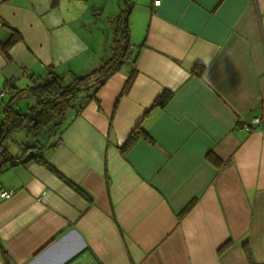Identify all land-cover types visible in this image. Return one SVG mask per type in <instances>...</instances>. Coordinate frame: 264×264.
Masks as SVG:
<instances>
[{
  "label": "crops",
  "instance_id": "obj_1",
  "mask_svg": "<svg viewBox=\"0 0 264 264\" xmlns=\"http://www.w3.org/2000/svg\"><path fill=\"white\" fill-rule=\"evenodd\" d=\"M124 2L134 80L119 96L121 65L35 150L79 191L32 159L0 170V264H264V0ZM103 13L0 0V42L21 36L0 50L1 117L33 79L95 69ZM137 125L149 139L121 152Z\"/></svg>",
  "mask_w": 264,
  "mask_h": 264
},
{
  "label": "trees",
  "instance_id": "obj_2",
  "mask_svg": "<svg viewBox=\"0 0 264 264\" xmlns=\"http://www.w3.org/2000/svg\"><path fill=\"white\" fill-rule=\"evenodd\" d=\"M129 8L126 2L125 8L121 9L119 13H116L110 19L111 21L117 20V25H109L115 31L116 38L112 56L108 60L85 75H72L70 80L66 82L63 80V75L54 74L48 75L46 78L33 79L32 85L27 87V92L34 97V104L27 108L25 112L15 111L10 102H7L3 109L0 122V170L7 165H16L22 160L32 159L42 163L46 168L79 191L77 187L57 172L48 161L41 155L35 153V150L43 148L45 143L39 146L32 145L24 147L21 157H9L2 143L13 131L19 129H26L36 136H39L44 127L50 122L57 120L58 123L50 130L51 133L55 132L65 118L67 110L76 103L81 107L84 102L94 97L109 76L125 63H127L130 68L119 96L129 90L136 74L135 62L137 58V52L133 54L129 42V30L127 26ZM20 37L18 31L10 28V35L8 38L0 42V50L7 55L8 49L18 41ZM80 91H86V95L81 99H79L78 95ZM10 93H12V91ZM170 98L171 93L169 91H163L155 99L153 106L162 107ZM140 137L149 139L144 130L137 125L119 147L120 151L124 153ZM30 151H32V154L24 159Z\"/></svg>",
  "mask_w": 264,
  "mask_h": 264
},
{
  "label": "rangeland",
  "instance_id": "obj_3",
  "mask_svg": "<svg viewBox=\"0 0 264 264\" xmlns=\"http://www.w3.org/2000/svg\"><path fill=\"white\" fill-rule=\"evenodd\" d=\"M96 1L100 9L103 8L104 6V13L102 17H98L99 19H97V21H95L97 17H94L92 20L91 18H87L86 20L88 21H85V22L88 23L90 21L92 23L90 24L92 28V32H93V36H92L93 39H91V41L93 43L95 52L97 51L96 60H100L99 61L100 63L96 65V67H98L101 63L108 60L110 55L105 57V53L108 52L112 54L113 48L115 45L116 34H115V31L109 25L113 24L114 26H116L117 20L115 21L108 20L107 18L108 14L109 13H119L121 9L125 8L126 3L124 2V0H96ZM86 6H87L86 8H89L88 4H86ZM136 32H137V28H136V23L134 21L133 33H136ZM130 43L135 44L136 42L134 40H130ZM101 55H103L102 58H101ZM125 65H128V64L125 63ZM125 65L122 68L124 70L127 68V66ZM32 100H34V97H32L31 94H28L27 99L26 98L19 99L18 101H16L13 108L15 110L20 109V111L23 112L25 111L26 107L29 108L33 106ZM0 110H1V107H0ZM1 119L2 117L0 116V120ZM50 137H51V134L46 139V143H45L46 145L48 144ZM2 145H3V148L7 150L9 156H12V155H15L17 151L19 152V154H21L23 151V148L26 146H32V145L39 146L40 142L38 140V136H36L31 131H28L26 129H19V130L13 131L8 138H5V140H3Z\"/></svg>",
  "mask_w": 264,
  "mask_h": 264
},
{
  "label": "built area",
  "instance_id": "obj_4",
  "mask_svg": "<svg viewBox=\"0 0 264 264\" xmlns=\"http://www.w3.org/2000/svg\"><path fill=\"white\" fill-rule=\"evenodd\" d=\"M8 92V87H6L4 90H1L0 91V100L3 98V96L6 94ZM238 123V125L239 126H242L243 128H245L246 130H250L251 128V126L252 125H258V124H260V122H261V120L259 119V117H252L251 118V120L250 121H248V122H246L245 120H243V119H239L238 121H237ZM54 144L55 145H60L61 144V138H59V137H56L55 138V140H54ZM12 190H9V191H2L1 193H0V197H2V198H6V197H8V196H10L11 194H12Z\"/></svg>",
  "mask_w": 264,
  "mask_h": 264
},
{
  "label": "water",
  "instance_id": "obj_5",
  "mask_svg": "<svg viewBox=\"0 0 264 264\" xmlns=\"http://www.w3.org/2000/svg\"><path fill=\"white\" fill-rule=\"evenodd\" d=\"M115 14H116V13L110 14V15L107 17L108 20H110L111 17H112L113 15H115ZM57 123H58L57 120L52 121V122H50L46 127H44V128L41 130V132H40V134H39V136H38V140H39V142H40V145H43V144L45 143L47 137H48L49 134H50V130H51V129H52ZM31 154H32V151L28 152L27 155L24 157V159H26V158H27L28 156H30Z\"/></svg>",
  "mask_w": 264,
  "mask_h": 264
}]
</instances>
